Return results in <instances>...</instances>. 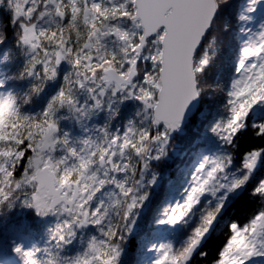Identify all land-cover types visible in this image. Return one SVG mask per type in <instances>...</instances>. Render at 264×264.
I'll return each instance as SVG.
<instances>
[{
  "label": "snow or ice",
  "instance_id": "obj_1",
  "mask_svg": "<svg viewBox=\"0 0 264 264\" xmlns=\"http://www.w3.org/2000/svg\"><path fill=\"white\" fill-rule=\"evenodd\" d=\"M0 264H264V0H0Z\"/></svg>",
  "mask_w": 264,
  "mask_h": 264
}]
</instances>
